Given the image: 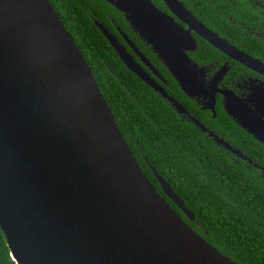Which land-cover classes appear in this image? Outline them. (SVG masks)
Masks as SVG:
<instances>
[{
  "label": "water",
  "instance_id": "1",
  "mask_svg": "<svg viewBox=\"0 0 264 264\" xmlns=\"http://www.w3.org/2000/svg\"><path fill=\"white\" fill-rule=\"evenodd\" d=\"M105 1L133 20L189 93L198 83L184 53L193 50L190 41L195 47L190 31L151 3ZM164 1L174 14L184 12L178 0ZM95 25L129 71L186 114L114 35L101 23ZM197 25L219 51H229L245 67L264 74L262 63ZM225 94L233 121L264 145V99L252 110ZM150 169L165 198L140 169L50 0H0V229L13 262L236 264L170 208L166 199L186 219L195 220L171 186Z\"/></svg>",
  "mask_w": 264,
  "mask_h": 264
},
{
  "label": "trees",
  "instance_id": "2",
  "mask_svg": "<svg viewBox=\"0 0 264 264\" xmlns=\"http://www.w3.org/2000/svg\"><path fill=\"white\" fill-rule=\"evenodd\" d=\"M50 2L96 79L129 150L156 191L164 197L150 166L193 213L195 220L189 221L166 199L195 233L236 264H264V170L248 168L241 159L214 148L125 67L94 23L97 20L116 33L111 22L121 19L110 4L104 0ZM198 3L217 6L224 0ZM121 29L127 34L125 25ZM225 129V137L264 169V145L231 119L225 122ZM0 264H15L1 229Z\"/></svg>",
  "mask_w": 264,
  "mask_h": 264
},
{
  "label": "flooded vegetation",
  "instance_id": "3",
  "mask_svg": "<svg viewBox=\"0 0 264 264\" xmlns=\"http://www.w3.org/2000/svg\"><path fill=\"white\" fill-rule=\"evenodd\" d=\"M142 1L151 3L156 10L172 19L184 31H190L189 34L195 47L190 41L191 44L189 42L187 46L193 50L185 49L184 53L189 64L196 69L195 80H198L197 85H191L189 93L184 92L174 76L175 73L155 52L147 39L136 30L133 20L110 5L116 10L121 20L111 22L116 33L106 29L117 38L118 42L125 47L135 62L157 83L166 96L182 106L186 114L179 113L167 98L144 84L164 100L182 121L191 124L208 139L214 148L239 158L224 147L223 144H227L241 153L243 158L239 159L246 163L248 168L253 166L255 167L253 169H262L225 137V122H228V119L233 121L228 114L230 100L225 93L235 95L252 110H256L255 106L258 101L264 99V74L245 67L231 57L229 51L223 53L211 45L202 37L203 31L197 23L225 41V45L233 47L264 65V0H224L223 5L217 6L202 5L198 3L199 0H178L184 8L183 11L189 14L190 18L182 11H176L178 15L174 14L164 0ZM124 25L127 34L121 29ZM136 43H139L141 48ZM138 53L143 56L144 61ZM194 121L204 130L199 128Z\"/></svg>",
  "mask_w": 264,
  "mask_h": 264
}]
</instances>
